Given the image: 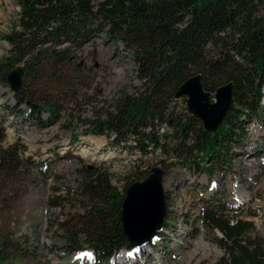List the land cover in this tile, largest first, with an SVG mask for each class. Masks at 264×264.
<instances>
[{
  "label": "trees",
  "instance_id": "1",
  "mask_svg": "<svg viewBox=\"0 0 264 264\" xmlns=\"http://www.w3.org/2000/svg\"><path fill=\"white\" fill-rule=\"evenodd\" d=\"M16 3V19L9 32L0 34V41L6 44L0 60V85L8 89L15 102L9 107L6 99L3 109L19 121L30 119L45 125L42 112H48V123L58 121L62 93L80 71L78 53L99 39L116 51L122 48L135 65L139 86L110 104L92 123L90 132L106 137L112 147L138 155L140 160L158 152L163 173L167 168L208 174L228 170L236 155L234 150L247 137L248 123L263 116L264 0ZM17 66H22L24 73L19 91L13 93L7 76ZM197 75L210 94L227 84L232 86L230 108L214 131H206L187 106L185 112L178 110L181 98L175 97L176 92ZM24 82L33 85L35 93L49 92L51 86L57 95L52 100L45 92L40 96L41 105H35L24 96ZM163 127L165 131L160 133ZM5 138L6 129L0 124V169L16 165L18 160L15 144L2 147ZM135 182L120 192L105 172L93 167L80 171L77 189L69 193L80 206L70 214V221L66 219L60 226L72 243L65 246L71 252L79 250L81 244L90 249L92 261L84 264H116L118 253L131 249L121 210L125 191ZM60 188H55V193ZM66 199L57 195L50 205L61 211ZM227 210L226 204L224 207L218 202L201 216L213 232L221 234L217 245L223 255L215 264H264V229L261 236L250 237L252 222L225 217ZM153 240L157 244L160 235ZM4 257L0 248V264Z\"/></svg>",
  "mask_w": 264,
  "mask_h": 264
},
{
  "label": "rangeland",
  "instance_id": "2",
  "mask_svg": "<svg viewBox=\"0 0 264 264\" xmlns=\"http://www.w3.org/2000/svg\"><path fill=\"white\" fill-rule=\"evenodd\" d=\"M207 0H201L205 2ZM19 7L16 0H0V34L9 32ZM264 13V4L262 5ZM6 44L0 41V60ZM80 71L70 88L62 93L59 118L48 123V112H42L46 124L33 120L19 121L9 115L2 104L12 107L15 102L8 89L0 85V124L6 129L3 148L15 144L17 164L0 169V248L4 249L2 264H76L92 261L90 249L80 245L71 252L66 244L61 222L70 221V214L79 208L75 192L80 171L93 167L110 176L120 192L130 182L147 178L150 170L161 167L159 153L139 159L138 155L122 151L109 144L104 136H95L92 123L120 95L132 94L139 86L134 63L122 48L104 39L85 46L77 57ZM34 86L23 83L24 96L41 105L42 94ZM34 92V93H33ZM264 92V87H263ZM214 101V94L210 96ZM186 98L178 102L185 112ZM24 110L27 106L23 107ZM248 134L235 149L228 170L212 174L182 168H167L163 173V191L167 211L163 229L157 233L160 241L148 242L142 251L132 254L123 249L116 264H215L223 255L217 245L219 232H213L202 219L205 209L216 203L227 205L236 217L252 222L250 237H259L264 229V111L259 120L248 123ZM165 128H160V133ZM61 187L59 193L55 188ZM57 195L66 197L61 211L51 207ZM69 196V197H67ZM87 204V202H84ZM201 244L202 246L197 248ZM70 251V252H69ZM192 255V256H191ZM126 259V260H124Z\"/></svg>",
  "mask_w": 264,
  "mask_h": 264
},
{
  "label": "water",
  "instance_id": "3",
  "mask_svg": "<svg viewBox=\"0 0 264 264\" xmlns=\"http://www.w3.org/2000/svg\"><path fill=\"white\" fill-rule=\"evenodd\" d=\"M23 73L22 66H17L8 74L7 83L13 93L19 91ZM210 96L199 75L184 82L175 95L187 99L189 112L202 122L206 131L216 130L223 122L232 101L231 84L220 87L214 94V101ZM162 181L163 172L155 167L146 179L132 183L125 191L121 221L131 248L152 241L162 229L165 216Z\"/></svg>",
  "mask_w": 264,
  "mask_h": 264
},
{
  "label": "bare ground",
  "instance_id": "4",
  "mask_svg": "<svg viewBox=\"0 0 264 264\" xmlns=\"http://www.w3.org/2000/svg\"><path fill=\"white\" fill-rule=\"evenodd\" d=\"M147 245H148V243L143 244V245H139V246H137V247L132 248V251H131L132 254L127 255V257H129V259H130V258L132 257L133 254L135 255L137 252L142 251V250L144 249V247L147 246ZM201 246H202V245L199 244V245L197 246V248H199V247H201ZM141 253H143V251H142ZM134 255H133V256H134ZM130 256H131V257H130ZM191 256H192V255H191ZM124 260H126V259H124ZM124 262H127V261H123L122 264H123Z\"/></svg>",
  "mask_w": 264,
  "mask_h": 264
}]
</instances>
